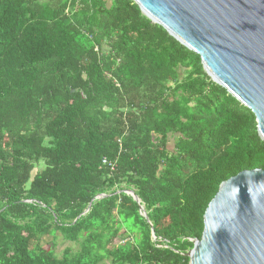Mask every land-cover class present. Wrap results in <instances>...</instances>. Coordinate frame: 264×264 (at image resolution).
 Segmentation results:
<instances>
[{
	"label": "trees",
	"instance_id": "1",
	"mask_svg": "<svg viewBox=\"0 0 264 264\" xmlns=\"http://www.w3.org/2000/svg\"><path fill=\"white\" fill-rule=\"evenodd\" d=\"M255 168V115L133 0H0V264H188Z\"/></svg>",
	"mask_w": 264,
	"mask_h": 264
},
{
	"label": "water",
	"instance_id": "2",
	"mask_svg": "<svg viewBox=\"0 0 264 264\" xmlns=\"http://www.w3.org/2000/svg\"><path fill=\"white\" fill-rule=\"evenodd\" d=\"M133 1L197 53L211 80L251 110L264 141V0ZM127 192L155 238L140 199ZM192 241L188 264H264V168L243 170L220 184L205 210L202 236Z\"/></svg>",
	"mask_w": 264,
	"mask_h": 264
},
{
	"label": "rangeland",
	"instance_id": "3",
	"mask_svg": "<svg viewBox=\"0 0 264 264\" xmlns=\"http://www.w3.org/2000/svg\"><path fill=\"white\" fill-rule=\"evenodd\" d=\"M117 242V240H116ZM69 243H64L62 241L58 242L57 244V252H60L66 245H68ZM44 246L47 247L48 244H46V242L44 243Z\"/></svg>",
	"mask_w": 264,
	"mask_h": 264
},
{
	"label": "built area",
	"instance_id": "4",
	"mask_svg": "<svg viewBox=\"0 0 264 264\" xmlns=\"http://www.w3.org/2000/svg\"><path fill=\"white\" fill-rule=\"evenodd\" d=\"M102 162L104 163V164H108V165H111L105 158H103L102 159ZM112 166V165H111ZM114 167V166H113ZM113 167H111V168H113Z\"/></svg>",
	"mask_w": 264,
	"mask_h": 264
}]
</instances>
